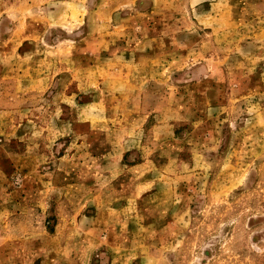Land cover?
<instances>
[{"label":"rangeland","instance_id":"rangeland-1","mask_svg":"<svg viewBox=\"0 0 264 264\" xmlns=\"http://www.w3.org/2000/svg\"><path fill=\"white\" fill-rule=\"evenodd\" d=\"M0 264H264V0H0Z\"/></svg>","mask_w":264,"mask_h":264}]
</instances>
